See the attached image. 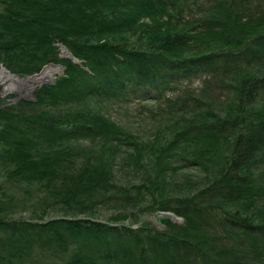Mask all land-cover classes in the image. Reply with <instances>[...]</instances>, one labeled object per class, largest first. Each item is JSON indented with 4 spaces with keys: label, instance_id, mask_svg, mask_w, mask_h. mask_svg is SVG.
Here are the masks:
<instances>
[{
    "label": "trees",
    "instance_id": "trees-1",
    "mask_svg": "<svg viewBox=\"0 0 264 264\" xmlns=\"http://www.w3.org/2000/svg\"><path fill=\"white\" fill-rule=\"evenodd\" d=\"M48 63L33 99L0 97V264H264V0H0V67ZM202 72L229 96L185 99L154 138L87 105ZM181 165L203 177L172 194Z\"/></svg>",
    "mask_w": 264,
    "mask_h": 264
},
{
    "label": "rangeland",
    "instance_id": "rangeland-1",
    "mask_svg": "<svg viewBox=\"0 0 264 264\" xmlns=\"http://www.w3.org/2000/svg\"><path fill=\"white\" fill-rule=\"evenodd\" d=\"M62 55H66V50L62 48ZM46 67V68H45ZM46 69L53 70V74L49 80L48 84L52 83L56 77L63 72V66L54 63L46 64L39 72L34 73L27 77H19L6 68L0 67V97L6 100V102H16L19 99H33L35 91L38 86L43 85L42 82H36L29 84L27 80L30 78L37 77L41 75ZM4 72V74H2ZM41 84V85H40ZM218 79L212 76L211 73L202 72L199 76H191L187 81L179 85V89L175 92H169L162 100H143V99H103L101 101L88 100L87 105L92 108L98 109L100 112L106 114L109 117L117 120L120 124L127 126L129 129L143 137L154 138L156 135L160 136L161 133H167L168 123L172 121L173 118L180 116L183 112L180 103L187 98L194 100V97L203 99L205 96L214 97L216 99L212 100L214 106L223 103L225 99L231 93L229 88L219 85ZM230 87V86H229ZM189 101V100H188ZM260 102L264 101V93L260 97ZM183 105V104H182ZM187 104L184 107L188 108ZM160 129L163 131H160ZM85 140L86 142H84ZM78 141H82L85 144L90 142L86 139L80 138ZM181 163V162H179ZM178 164V162H175ZM119 168V167H117ZM116 168V169H117ZM124 170H117L118 173H124ZM203 177V171L196 165H181L179 171H177L173 176L174 183H180V185L172 186L171 191L173 193H180V186L187 187L188 185H196L197 182ZM132 182H139L137 178H132ZM121 181L120 179H118ZM0 197L4 202V175L0 171ZM189 186V187H190ZM181 187V188H183ZM184 189V188H183ZM22 198V197H21ZM1 200V201H2ZM33 203L28 201L26 204L19 203L13 208V216L16 218L30 217L33 211ZM103 214L100 216L101 219H105L110 212H116L117 208H109L108 206L102 205L100 207ZM159 213H161L159 211ZM53 215V210L50 211L49 215ZM173 217L178 220H182V217L173 214ZM99 216V215H98ZM142 218L149 219L155 223H159L154 214L143 213ZM126 222L130 223L131 220L126 219ZM134 226L139 223L132 222Z\"/></svg>",
    "mask_w": 264,
    "mask_h": 264
},
{
    "label": "bare ground",
    "instance_id": "bare-ground-1",
    "mask_svg": "<svg viewBox=\"0 0 264 264\" xmlns=\"http://www.w3.org/2000/svg\"><path fill=\"white\" fill-rule=\"evenodd\" d=\"M2 74H4V72H2ZM52 74H53V70L46 69L41 75L28 79L27 83L32 84L36 82L46 81L47 79L51 78Z\"/></svg>",
    "mask_w": 264,
    "mask_h": 264
},
{
    "label": "water",
    "instance_id": "water-1",
    "mask_svg": "<svg viewBox=\"0 0 264 264\" xmlns=\"http://www.w3.org/2000/svg\"><path fill=\"white\" fill-rule=\"evenodd\" d=\"M65 50H66V55L67 56H72V54H71V52L67 49V48H65ZM73 57V56H72ZM5 69V68H4ZM49 80H46V81H44V82H42V84L43 83H47ZM41 85V84H40Z\"/></svg>",
    "mask_w": 264,
    "mask_h": 264
}]
</instances>
